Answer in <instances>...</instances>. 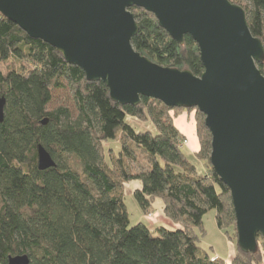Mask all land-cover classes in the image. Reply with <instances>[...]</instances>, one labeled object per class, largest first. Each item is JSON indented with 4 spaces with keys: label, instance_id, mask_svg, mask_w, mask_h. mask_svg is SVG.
<instances>
[{
    "label": "trees",
    "instance_id": "obj_1",
    "mask_svg": "<svg viewBox=\"0 0 264 264\" xmlns=\"http://www.w3.org/2000/svg\"><path fill=\"white\" fill-rule=\"evenodd\" d=\"M231 1L245 9L253 35L264 43V0ZM130 10L139 25L137 51L159 65L203 73L199 45L190 35L179 43L153 13ZM257 65L264 74V61ZM64 79L73 89L76 119L68 107L47 109L51 87H63ZM0 95L7 98L0 123V264L18 254H27L30 264H264L262 235L254 253L243 252L235 240L230 263L212 260L198 244L196 229L209 210L216 211L220 228L236 226V217L230 189L211 164L212 135L197 108L186 109L196 112L200 146L194 158L205 161L207 172L181 145L187 139L172 115L180 108L150 97L137 106L113 101L104 82L89 81L55 47L30 37L1 12ZM129 116L152 121L157 131H137ZM111 140H120L122 149L118 155L109 149L106 158L104 143ZM40 144L55 166L39 168ZM132 146L149 157L143 172L129 168ZM131 181L140 184L134 195L144 212L160 199L179 226H130L124 187Z\"/></svg>",
    "mask_w": 264,
    "mask_h": 264
},
{
    "label": "water",
    "instance_id": "obj_2",
    "mask_svg": "<svg viewBox=\"0 0 264 264\" xmlns=\"http://www.w3.org/2000/svg\"><path fill=\"white\" fill-rule=\"evenodd\" d=\"M153 13L170 36L199 45L204 71L159 65L137 51L132 7ZM0 12L30 37L55 47L89 81H102L113 101L137 106L142 97L169 108H197L212 135L210 161L228 186L237 244L256 252L264 236V43L253 35L245 9L231 0H0ZM7 98L0 95V123ZM48 118L43 119L46 124ZM39 168L56 165L38 146ZM27 254L7 264H30Z\"/></svg>",
    "mask_w": 264,
    "mask_h": 264
},
{
    "label": "rangeland",
    "instance_id": "obj_3",
    "mask_svg": "<svg viewBox=\"0 0 264 264\" xmlns=\"http://www.w3.org/2000/svg\"><path fill=\"white\" fill-rule=\"evenodd\" d=\"M63 87L57 88L52 86V99L47 106L48 111H54L59 107H68L72 112L73 119H76L79 115L78 109L76 107V102L74 98L73 89L70 84L64 79ZM194 113L195 123L196 112L194 110H187L186 108H180L179 110H174L172 115L175 121H178L180 115ZM127 121L137 130V131H146L151 130L156 132V126L152 121H142L135 119L131 116L127 118ZM192 144H189L184 147L185 152L188 154L189 158L195 165H199L201 172H207L208 168L206 167L205 161H200L194 158L193 152L198 149L199 144L198 140L192 138ZM192 146H196L194 149ZM105 156L107 158L109 149H114L118 155L119 151L122 149V143L119 140H111L104 143ZM130 158V159H129ZM128 158L129 168L132 172H143L148 167L149 157L140 149L135 146L131 147L130 157ZM76 168L81 170V165L78 159L72 158ZM140 186L138 181H131L126 183L124 187L125 194V203L130 214V226H134L139 222H144L152 230H155L156 227L164 225L169 229H176V226H179L177 223L172 221L169 218L162 208V200L157 199L154 202V205L149 208L147 211H143L142 207L134 195L136 188ZM152 214V216L149 215ZM196 234L199 237L198 244L206 252L211 255L219 254L222 259L230 260L232 255L236 252L235 240H237V230L234 224L228 225L226 228H220L216 220V211L209 210L203 218V227L196 229ZM232 238V239H231ZM232 260V259H231ZM231 262V261H230Z\"/></svg>",
    "mask_w": 264,
    "mask_h": 264
},
{
    "label": "crops",
    "instance_id": "obj_4",
    "mask_svg": "<svg viewBox=\"0 0 264 264\" xmlns=\"http://www.w3.org/2000/svg\"><path fill=\"white\" fill-rule=\"evenodd\" d=\"M180 119L178 121H175L173 118V122L175 124V126L180 130V132L184 135V137L187 139V143L183 146H187L189 144H192V138H195L198 140V135H197V130H196V123H195V116L194 113L189 115V112H187L186 114L183 113V115H180L179 117ZM199 144L197 146V148L199 149ZM193 149L196 147L192 146ZM194 150V153L198 150ZM235 253L231 256L232 258L234 257ZM215 256H218L219 258H221V256H219V254H215ZM231 258V259H232ZM230 260H225L227 263H230Z\"/></svg>",
    "mask_w": 264,
    "mask_h": 264
},
{
    "label": "built area",
    "instance_id": "obj_5",
    "mask_svg": "<svg viewBox=\"0 0 264 264\" xmlns=\"http://www.w3.org/2000/svg\"><path fill=\"white\" fill-rule=\"evenodd\" d=\"M186 143H187V140H184L181 145H185ZM149 215L152 216L151 213H149ZM217 258H218V256H213L212 260H215Z\"/></svg>",
    "mask_w": 264,
    "mask_h": 264
}]
</instances>
